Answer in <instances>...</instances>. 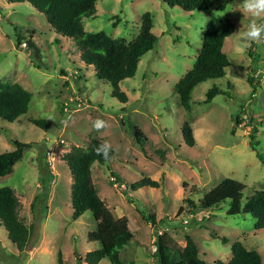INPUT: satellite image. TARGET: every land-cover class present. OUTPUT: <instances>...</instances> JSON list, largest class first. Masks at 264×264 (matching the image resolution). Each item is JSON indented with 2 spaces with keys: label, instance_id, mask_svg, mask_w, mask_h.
<instances>
[{
  "label": "rangeland",
  "instance_id": "rangeland-1",
  "mask_svg": "<svg viewBox=\"0 0 264 264\" xmlns=\"http://www.w3.org/2000/svg\"><path fill=\"white\" fill-rule=\"evenodd\" d=\"M241 3L212 0L209 16L161 0H97V13L84 18L87 32L104 31L129 42L139 32L142 15H153L158 42L141 58L136 75L121 83L129 96L123 104L112 97L111 85L81 59L74 39L58 34L31 4L0 0V80L19 83L32 94L28 112L15 122L0 117V154L15 150L14 141L31 144L13 171L0 176V188L14 190L20 217L32 226L29 245L20 252L0 222V264H59V253L64 264H87L86 253L101 247L88 238L97 229L92 212L73 219L72 175L64 160L73 146L87 148L93 137L115 151L111 162L96 163L92 171L100 196L116 218L125 217L135 235L121 251L123 260L157 264L159 236L182 249L190 235L207 262H228L239 240L258 250L264 262V229H255L251 214L228 215L229 200L193 213L186 203L187 198L199 202L226 178L245 184V198L264 190V43L252 42L237 51L238 37L251 20ZM221 4L222 12L217 10ZM223 15L237 27L224 44L231 65L224 78L194 88L188 112L175 85L193 67L212 18ZM20 38L32 41L40 57L33 46H18ZM215 85L221 93L208 103L207 93ZM249 116L254 120L249 122ZM97 119L108 127L95 130ZM35 120H45V128ZM185 120L193 128L194 147L185 143ZM136 127L147 137L143 144L135 136ZM254 127L262 158L250 146ZM144 177L160 187L130 188ZM144 214L154 220H145ZM99 264L111 262L104 258Z\"/></svg>",
  "mask_w": 264,
  "mask_h": 264
},
{
  "label": "trees",
  "instance_id": "trees-1",
  "mask_svg": "<svg viewBox=\"0 0 264 264\" xmlns=\"http://www.w3.org/2000/svg\"><path fill=\"white\" fill-rule=\"evenodd\" d=\"M12 3H29L43 13L52 28L63 36L75 40L81 50V59L95 69L96 75L111 85L112 97L127 104L128 94L122 90L121 83L136 75L141 58L152 50L158 42V36L153 32V15L146 12L142 15L138 34L131 41L124 38H114L104 31L87 32L84 27V18L92 17L97 13V0H8ZM170 7H180L186 11H198L213 16L212 0H161ZM217 10L224 11L223 4ZM237 27L229 15L213 17L203 38L202 48L193 67L177 82L174 91L179 95L180 104L190 112L191 92L195 87L207 80H215L226 76V69L231 65L228 55L224 52V44L228 37L236 33ZM18 39V46L27 43ZM27 43V47H29ZM40 67V65L38 64ZM249 81L256 87L253 77ZM221 93L218 86H213L207 93L206 102H211ZM32 94L19 83H4L0 80V117L8 122H15L19 116L28 112ZM252 116V115H251ZM254 120L249 116V122ZM240 119L235 118L236 126ZM36 126L45 128V120H35ZM257 128L249 133L250 146L257 156L262 158L257 149ZM135 136L139 144H143L146 136L141 129L135 128ZM185 143L194 147L197 143L194 131L188 120L182 126ZM102 140L90 138L89 146L83 148L73 146L65 154L64 160L69 166L72 175V206L73 219H79L87 211H91L97 222V229L88 233L90 241H98L101 247L86 253L87 264H99L108 258L111 264H136L134 260H123L121 251L135 238L134 233L123 218H116L109 209L105 200L100 196L99 189L93 179L94 164H105L112 161L115 151L111 147L109 159L103 154H97L96 149L102 145ZM15 150L0 154V176L10 174L19 162L30 143L14 141ZM115 177V176H114ZM114 183L118 176L112 178ZM159 188L160 183L149 177H144L130 188L134 191L143 187ZM246 186L242 182L226 178L211 188L200 198L199 202L187 198L186 203L193 212L213 209L224 201L229 200L227 214H251L255 219V229H264V190L256 191L252 196L245 198ZM35 211L36 205L32 204ZM181 207L179 212H182ZM36 218V216H34ZM144 219L153 221L154 217L144 214ZM0 222L8 233L9 239L20 252H25L31 238V228L20 217V200L14 190L9 187L0 188ZM157 264H264L261 253L256 249H248L243 242L236 241L232 245V258L225 262L216 260L207 262L200 256L198 242L190 235L186 237L185 247L177 248L159 236L156 242ZM59 264H64L62 254L59 253Z\"/></svg>",
  "mask_w": 264,
  "mask_h": 264
},
{
  "label": "clouds",
  "instance_id": "clouds-1",
  "mask_svg": "<svg viewBox=\"0 0 264 264\" xmlns=\"http://www.w3.org/2000/svg\"><path fill=\"white\" fill-rule=\"evenodd\" d=\"M244 13L251 17L247 30L240 33L238 37L237 51H242L250 47L252 42L257 44L264 43V23H257L258 20H264V0H242L240 4ZM107 122L97 119L93 122V128L97 131L107 128ZM96 153L103 154L104 159H109L111 145L108 142L98 147Z\"/></svg>",
  "mask_w": 264,
  "mask_h": 264
},
{
  "label": "water",
  "instance_id": "water-1",
  "mask_svg": "<svg viewBox=\"0 0 264 264\" xmlns=\"http://www.w3.org/2000/svg\"><path fill=\"white\" fill-rule=\"evenodd\" d=\"M28 44H29L30 46H33V47H34L36 57H40V56H39V48L36 47V46L32 43V41H29Z\"/></svg>",
  "mask_w": 264,
  "mask_h": 264
},
{
  "label": "built area",
  "instance_id": "built-area-1",
  "mask_svg": "<svg viewBox=\"0 0 264 264\" xmlns=\"http://www.w3.org/2000/svg\"><path fill=\"white\" fill-rule=\"evenodd\" d=\"M23 46H24V47H27V43H23Z\"/></svg>",
  "mask_w": 264,
  "mask_h": 264
}]
</instances>
